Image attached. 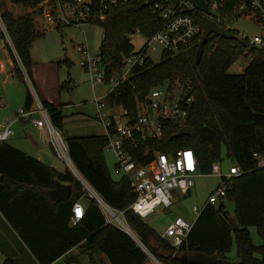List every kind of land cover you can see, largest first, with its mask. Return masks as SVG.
<instances>
[{
    "label": "trees",
    "instance_id": "trees-1",
    "mask_svg": "<svg viewBox=\"0 0 264 264\" xmlns=\"http://www.w3.org/2000/svg\"><path fill=\"white\" fill-rule=\"evenodd\" d=\"M40 1L0 0L8 31L32 79L31 49L44 35L34 22V16L40 13L37 8ZM237 1L225 0L223 14L229 15ZM144 3L128 0L110 9L104 21H94L104 30L99 55L108 74L120 72L125 56L134 50L130 35L141 31L152 36L161 27L162 19ZM30 8L33 10L29 11ZM195 17L203 25L204 14L197 11ZM226 22L227 19L222 24L226 26ZM228 31L236 37L208 38L199 64L196 53L202 32L181 51H166L158 62L148 59L109 96L111 102L136 115L138 101L145 103L154 88L177 83L190 85L193 101L188 106L186 121L183 124L164 121L162 135L148 138L134 151L137 161L147 163L155 150L172 153L192 148L200 170L210 173L215 162H222L225 149L227 156L243 170L233 178V188L226 196L235 200L234 214L226 208V197L217 203L206 202L176 255L171 243L129 208L136 193L128 178L115 179L109 171L105 158L107 135L66 138L78 170L110 205L125 210V218L137 237L165 264H200L191 260L196 255L212 258L210 264H264V165H259L264 159V47L253 46L238 37L236 29ZM246 50L249 53L245 55L252 54L253 59L242 72H230ZM14 62L15 76L25 81L15 58ZM67 85L65 82L61 87ZM34 102V95L26 86L25 107H32ZM42 102L55 125L62 128L65 117L62 105ZM183 125L193 126L195 133L177 136ZM56 180L72 185L70 198L55 200L50 195ZM78 200L87 201L85 213L77 224H72L73 206ZM0 211L37 264H50L75 246L90 255L104 253L112 264H145L150 259L130 234L107 222L99 203L85 192L69 168L60 171L9 141L0 144ZM229 216L237 219L238 228H231ZM250 226H255L262 238L260 245L254 243ZM4 243L0 240V249L6 254L4 264H19ZM234 245L238 261L229 257Z\"/></svg>",
    "mask_w": 264,
    "mask_h": 264
},
{
    "label": "built area",
    "instance_id": "built-area-1",
    "mask_svg": "<svg viewBox=\"0 0 264 264\" xmlns=\"http://www.w3.org/2000/svg\"><path fill=\"white\" fill-rule=\"evenodd\" d=\"M127 1L41 0L37 8L48 23L82 25L88 21H104L110 9ZM207 1L211 11L209 16L227 30L233 28L229 22L232 17H245L260 24L261 32L253 36L239 32L238 37L247 40L253 46L264 47V0H238L229 15H224L222 12L225 0ZM151 7L152 11L162 19V25L152 36H146V41L141 48L134 49L125 56L124 67L120 72L108 74L100 55L92 56L87 44L78 46V50L86 56L81 64L88 71L92 82H101L108 87L104 95L96 98V118L106 129L109 141L105 151L110 150L115 156L114 174L119 178H128L131 188L136 193V198L129 208L142 218L151 214L158 205L170 208L174 203V190H180L183 195L189 194L199 175L216 174L221 177L220 183L207 200L208 203H217L232 190L233 178L243 173L241 167L234 164L227 174H222L219 162L213 164L210 173H203L200 170L198 157L192 148H180L172 153L155 150L147 163L142 164L137 161L134 151L148 138L161 136L164 121L171 120L181 124L186 121L188 106L193 101L190 85L185 86L177 83L173 86L164 85L154 88L145 103L138 101L136 115H132L127 107L111 102L110 94L117 91L123 82L129 80L134 75V71L145 65L148 59L154 61L152 53L157 50H160L162 55L166 51L179 52L188 46L199 33L203 32V25L195 17L199 10L192 0H157ZM225 19H227L226 26L222 24ZM0 31L23 74L26 73L34 92L32 93L35 95V105L29 108H20L16 119H23L40 128H45L48 131L55 157L67 165L78 178L85 192L99 203L107 222L130 234L149 257L153 258L155 264H165L137 237L125 218V210L110 205L74 164L69 154L66 138L53 122L48 108L40 100L34 87V80L26 70L1 11ZM246 52L249 53L248 50ZM247 55H250V60L253 59L252 54ZM12 125L13 121L8 120L0 124V144L9 141L14 134ZM112 127L114 130L111 129ZM259 165H264V159L259 161ZM203 207L193 206L192 210L196 218ZM84 213L83 203L80 200L76 201L73 206L72 223L77 224ZM192 226L193 221L178 215L161 234L171 243L173 255L178 253Z\"/></svg>",
    "mask_w": 264,
    "mask_h": 264
},
{
    "label": "rangeland",
    "instance_id": "rangeland-1",
    "mask_svg": "<svg viewBox=\"0 0 264 264\" xmlns=\"http://www.w3.org/2000/svg\"><path fill=\"white\" fill-rule=\"evenodd\" d=\"M28 10H33V8ZM34 17L36 27L44 33L41 38L34 42L31 49V55L35 62L34 74L40 89L41 82L36 75L44 81L53 95L56 94V100L63 103V113L65 117L62 128H59L60 132L64 138L84 136L83 134L87 132H94L95 134L93 135L103 134L105 132L104 126L100 125L95 118L97 115V104L95 100L97 97L103 95L108 87L101 82H92L88 71H86L81 64V61L84 60L86 56L78 50L79 45L87 44L89 53L92 56L99 55L100 44L104 35L103 27L94 21H88L82 25L62 24V26H59L58 24L48 23L40 13H37ZM229 22L234 29L248 36H253L262 31L260 24L245 17H232L229 19ZM130 40L134 45V49H139L145 43L146 35L141 31H136L134 34L130 35ZM0 41L4 43L3 40L0 39ZM245 52L244 55L230 67V72L237 73L245 69L250 62V55H245ZM151 56L155 62H158L161 60L162 52L157 50V52L152 53ZM2 58L7 60L9 56L6 54ZM23 76L25 81L15 76V82L6 86V91L10 95L12 105L7 104L0 106V124H3L6 120H15L20 108L25 107L23 106L24 101L22 102L21 100L22 98L24 100L26 86L33 92L30 82L26 77V73ZM65 82L68 84L67 87L62 88L61 85ZM34 85L36 92L40 96L37 85ZM0 88H2L1 79ZM14 123L12 125L14 134L12 135L13 137H11V141L14 144L20 146V148L26 149L30 153L37 152V149L34 148V144L31 141L32 138H35L46 144L47 146L45 147L47 150H50V139H48V135H38L33 126L29 128L28 133H26L23 126L20 124L21 122L15 125ZM105 158L109 171L115 179H119V176L114 174L116 163L114 153L110 150L105 151ZM54 163L55 165L64 166V164L57 159H55ZM234 164L235 163L227 156V151L224 149L223 160L221 162L222 174H227L230 167ZM220 181L221 177L216 174L199 175L196 177L195 185L189 194L183 195L180 190H174V203L170 208H166L164 205H158L155 210L144 219L161 234L178 215H182L184 218L191 221L196 216L192 210L193 206L198 205L202 207ZM224 201L230 214H234L236 208L235 200L226 197ZM250 232L254 243L256 245L261 244L262 238L259 236L255 226H250ZM100 254L103 256V264H112L106 254ZM79 256V261H69L66 257L63 262H65V264H89V257L87 255L83 256L80 254ZM229 257L233 261H238L235 245L229 252ZM2 259L3 256L0 251V264H2ZM152 263L155 264V261L150 257L145 264Z\"/></svg>",
    "mask_w": 264,
    "mask_h": 264
},
{
    "label": "crops",
    "instance_id": "crops-1",
    "mask_svg": "<svg viewBox=\"0 0 264 264\" xmlns=\"http://www.w3.org/2000/svg\"><path fill=\"white\" fill-rule=\"evenodd\" d=\"M0 39L4 41V43H2L0 41V64L1 63L4 64L3 66L0 65V79L2 81V88H0V91L2 92V94L0 92V106L7 105V104L8 105H12V101H11L10 95L6 91V86L8 84H11V83L15 82L14 81V77H15V74H14L15 62H14L13 56L11 55L9 49L6 46L5 40L2 37L1 33H0ZM6 54L9 56V59H7V60H5V59L2 58ZM34 65H35V62L33 64V66H32V71L31 72H32V77H33L34 83L37 85V87L39 89V92H40V96H39L40 100L41 101L47 100V101H49L52 104L62 105V110H63V103H61L59 100H56V97H57L56 94L53 95L51 93V91L47 88V86L44 83V81L42 79H40L36 75V77L41 82V89H40V86H39V84H38V82H37V80L35 78V74H34L35 73V68H34ZM106 90H105V92H106ZM104 93H103V95H104ZM21 101L22 102L24 101L23 102V106H25L26 93H25L24 100L22 98ZM34 105H35V102H34ZM18 122H21L20 124L23 126V129L25 130L26 133H28V129L33 126V128L36 129L38 135H40V136H45V135L47 136L48 135V139H49L48 131L45 128H40V127H38V126H36V125H34V124L26 121V120H23V119H20V121H19L18 119L15 118V120H13L14 125L16 123H18ZM98 122L100 123V125L104 126L100 121H98ZM104 129H105V127H104ZM93 134H95V133L94 132H87L86 134H83V135L84 136H90V135H93ZM103 134H106V129H105V132ZM11 139L12 138H10L9 142L13 146H15V147H17V148H19V149L27 152L28 154H31V155L35 156L36 158L42 160L43 162H44V160H43V155L42 154L45 153V154L49 155L52 158V165L56 169H58L60 171H65L68 168L67 165L63 161H61V160H59L58 158L55 157V155L53 153V150H52V148H51V146H50L49 143L48 144H49V149L50 150H47V148L45 147V146H47L46 144H44L43 142H41L39 140H36L35 138L34 139L32 138L31 141L34 144V148L37 149V152L30 153L26 149L20 148V146L14 144L11 141ZM55 159H57L60 162H62L64 164V166L62 167L61 165H58V164L55 165V163H54L55 162ZM55 200H57V199H55ZM80 201L83 203V205L85 207L87 201L86 200H80ZM195 219H196V216L191 221L194 222ZM5 220H6L5 217L3 219V217L1 216V211H0V240H4V242H5L4 243L5 244V249L7 250V252H9V254L11 256L15 257V259L19 262V264H37L36 259L31 256L32 253L29 252L28 246L19 238V236L17 235V233L14 230H12V228H10L7 225V223H6ZM262 242H263V240H262ZM81 250H82V248L80 246H75L67 254L62 255L61 257H59L58 259L54 260L50 264H65V262H63V260H65L66 257L68 258L69 261L70 260L71 261H79L80 260V256H79L80 254H82L83 256L84 255H87L89 257V264H100V263L103 264L104 263L103 256L100 253H94V254L90 255L88 253H82ZM0 251H1V254L3 256L2 264H4V261H5V258H6V254L1 249H0ZM69 256H71V257H69ZM199 259H200V261H202L203 258L200 257Z\"/></svg>",
    "mask_w": 264,
    "mask_h": 264
},
{
    "label": "water",
    "instance_id": "water-1",
    "mask_svg": "<svg viewBox=\"0 0 264 264\" xmlns=\"http://www.w3.org/2000/svg\"><path fill=\"white\" fill-rule=\"evenodd\" d=\"M157 0H148L144 3L146 6H151ZM195 7L204 14L203 17V32L199 41L197 53H196V62L199 64L202 60L204 46L208 40V38L212 35H219L226 38H234L236 35L230 31H228L225 27H223L220 23L212 19L209 15L211 14L209 3L207 0H192ZM195 133V128L191 125H183L179 131L176 133L177 136L181 135H193ZM44 163L47 165H52V158L43 153ZM50 195L57 199H68L72 194V185L69 183H64L60 180H56L55 188L49 191ZM229 223L231 228L234 230L240 226L237 219L234 216H229ZM200 257H202V261H200ZM216 259V258H214ZM193 262H197L200 264H210L212 258L206 257L204 255H196L191 259Z\"/></svg>",
    "mask_w": 264,
    "mask_h": 264
},
{
    "label": "snow or ice",
    "instance_id": "snow-or-ice-1",
    "mask_svg": "<svg viewBox=\"0 0 264 264\" xmlns=\"http://www.w3.org/2000/svg\"><path fill=\"white\" fill-rule=\"evenodd\" d=\"M79 211V210H78Z\"/></svg>",
    "mask_w": 264,
    "mask_h": 264
}]
</instances>
